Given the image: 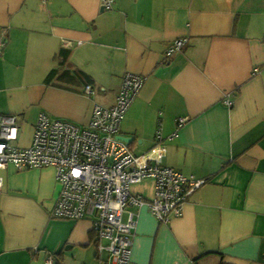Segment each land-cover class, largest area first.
<instances>
[{
	"label": "crops",
	"instance_id": "1",
	"mask_svg": "<svg viewBox=\"0 0 264 264\" xmlns=\"http://www.w3.org/2000/svg\"><path fill=\"white\" fill-rule=\"evenodd\" d=\"M101 2L0 0V114L18 118L14 146L30 145L41 113L85 126L95 105L114 103L124 74L142 75L119 136L141 154L159 130L164 165L207 182L167 224L136 210L130 264H264V0ZM56 69L67 74L47 81ZM0 176V264H99L89 220L50 215L53 168L8 165ZM131 190L151 198L153 181Z\"/></svg>",
	"mask_w": 264,
	"mask_h": 264
},
{
	"label": "built area",
	"instance_id": "2",
	"mask_svg": "<svg viewBox=\"0 0 264 264\" xmlns=\"http://www.w3.org/2000/svg\"><path fill=\"white\" fill-rule=\"evenodd\" d=\"M114 1L102 0L101 7L109 10ZM4 42L0 39V48ZM187 44V38H177L168 44L165 55L171 57ZM144 80L142 75L124 74L114 103L95 105L81 128L39 114L28 147L14 146L18 118L0 114V171L8 165L17 171L53 168L59 191L50 215L89 220L99 264H130L136 210L146 207L158 223L167 224L181 215L187 198L207 182L164 165L166 147L159 130L153 146L141 154L119 139L120 125ZM84 93H93L90 84L84 86ZM224 103L231 105L228 100ZM177 121L180 126L185 118ZM146 179L153 181V196L148 199L131 190ZM125 212L128 219L123 222Z\"/></svg>",
	"mask_w": 264,
	"mask_h": 264
},
{
	"label": "trees",
	"instance_id": "3",
	"mask_svg": "<svg viewBox=\"0 0 264 264\" xmlns=\"http://www.w3.org/2000/svg\"><path fill=\"white\" fill-rule=\"evenodd\" d=\"M67 57H68V51L67 50H64V49H61L60 50V53H59V56L57 58V62H58V65H59L60 69L63 68V66L66 64ZM56 74H61L58 77L60 79L62 75H65L67 73L64 74V72H59L58 69L53 70L49 74V76L47 77V81H50L53 78V76L56 75ZM75 75L84 82V86L85 85H88V84L91 85V83H90L89 79L87 78V76L85 74H83L82 72H77ZM201 257H203V256H201ZM200 258H198V259H200ZM219 264H225V263L223 261H221Z\"/></svg>",
	"mask_w": 264,
	"mask_h": 264
},
{
	"label": "water",
	"instance_id": "4",
	"mask_svg": "<svg viewBox=\"0 0 264 264\" xmlns=\"http://www.w3.org/2000/svg\"><path fill=\"white\" fill-rule=\"evenodd\" d=\"M119 139L127 144L132 141V138H126L123 136H119Z\"/></svg>",
	"mask_w": 264,
	"mask_h": 264
},
{
	"label": "rangeland",
	"instance_id": "5",
	"mask_svg": "<svg viewBox=\"0 0 264 264\" xmlns=\"http://www.w3.org/2000/svg\"><path fill=\"white\" fill-rule=\"evenodd\" d=\"M33 127V126H32ZM34 128V127H33ZM33 128H32V130H33Z\"/></svg>",
	"mask_w": 264,
	"mask_h": 264
}]
</instances>
